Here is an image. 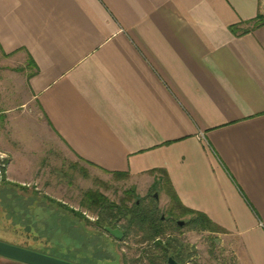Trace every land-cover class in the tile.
<instances>
[{"label": "crops", "instance_id": "crops-1", "mask_svg": "<svg viewBox=\"0 0 264 264\" xmlns=\"http://www.w3.org/2000/svg\"><path fill=\"white\" fill-rule=\"evenodd\" d=\"M257 16L264 0H0V53L27 71L43 121L0 126L5 180L38 181L46 141L101 176L162 188L230 237L238 264H264Z\"/></svg>", "mask_w": 264, "mask_h": 264}, {"label": "rangeland", "instance_id": "rangeland-1", "mask_svg": "<svg viewBox=\"0 0 264 264\" xmlns=\"http://www.w3.org/2000/svg\"><path fill=\"white\" fill-rule=\"evenodd\" d=\"M26 76L27 71L22 65L0 53L2 131H5L6 124L12 122L36 130L43 122L29 104ZM17 136L20 141L30 145L36 139L27 128L19 130ZM43 149H47L48 156L43 161V171L39 173L38 181L23 186L25 190L12 192L0 188V242L74 264H152L149 262L152 257L143 253L148 246L141 242L139 235L131 233L125 239L115 240L93 226V222L101 220L100 216L106 213L108 206L128 207L135 200L153 204L148 196L155 193L157 214L167 220L163 224L165 238L177 241L183 249H187L183 264H238L231 238L194 228L189 223L190 216L183 215L162 188H147L145 183L141 184L144 180L133 181L124 176H101L63 158L46 141ZM38 150H42V147L39 146ZM32 193L36 195L32 196ZM127 193L129 198L124 197ZM58 204L80 213L82 218L74 217ZM176 222L184 224L178 226ZM0 264L20 263L0 257Z\"/></svg>", "mask_w": 264, "mask_h": 264}, {"label": "trees", "instance_id": "trees-1", "mask_svg": "<svg viewBox=\"0 0 264 264\" xmlns=\"http://www.w3.org/2000/svg\"><path fill=\"white\" fill-rule=\"evenodd\" d=\"M263 22L264 18L257 16L248 24L251 26L250 29H253L261 26ZM230 30L235 34H237L238 32L244 34L249 31V29L239 30L238 27H231ZM0 188H7L12 192L16 189L25 190L23 186L7 182L5 180V177H3L0 181ZM31 195L34 196L36 195V193H32ZM58 206L73 214L74 217L76 216L82 218L80 213H76L75 211L66 208V206L64 205L58 204ZM179 208L181 209L183 215L190 216L189 223L197 230L217 232V229L213 227L210 221L201 214L183 209L181 207ZM100 217L101 220L97 223L100 229H102V227H104L105 225L109 226L108 222L110 221H113L115 223L123 218L125 221V223L123 224L125 235L128 236V234L134 233L135 235L140 236L141 242L146 243L148 246L143 253L147 256L152 257V260L149 259V262H151L152 264L165 260V258L168 256L173 257L177 261L183 262V257H185L183 255L186 254L187 249H183L182 245L179 242H172L171 239L165 238V227L163 226L164 223H162V221L160 220L157 211H149L139 206H134L131 209H122L115 206H108V209H106V213L101 215ZM105 222H107V224Z\"/></svg>", "mask_w": 264, "mask_h": 264}, {"label": "water", "instance_id": "water-1", "mask_svg": "<svg viewBox=\"0 0 264 264\" xmlns=\"http://www.w3.org/2000/svg\"><path fill=\"white\" fill-rule=\"evenodd\" d=\"M178 224L181 226L183 222H178ZM104 230L115 239L119 240L122 237V233L118 229L106 227ZM0 257L20 264H74L4 242H0ZM168 264L177 263L169 258Z\"/></svg>", "mask_w": 264, "mask_h": 264}, {"label": "flooded vegetation", "instance_id": "flooded-vegetation-1", "mask_svg": "<svg viewBox=\"0 0 264 264\" xmlns=\"http://www.w3.org/2000/svg\"><path fill=\"white\" fill-rule=\"evenodd\" d=\"M96 195H98V194H96ZM127 197V198H129V193H127L126 195H124V197ZM149 198L148 199H151V201L153 202V204H151L150 203V201H148L147 203H140L139 202V200H135V202L133 203V204H131L130 206H128V207H124V206H120V207H122V208H125V209H131V208H133L134 206H136V207H142V208H144V209H147V210H149V211H154V212H156L157 211V207L156 206H154V204H155V201H157V195L154 193H152V195H150V196H148ZM151 197V198H150ZM153 199V200H152ZM119 208V207H118ZM160 218V220L162 221V223H165L167 220L162 216V217H159ZM97 220H98V218H97ZM94 223V225L93 226H96V227H98V225H97V223H98V221L96 222V221H94L93 222ZM106 224H107V222H105ZM125 223V221H124V219L123 218H121L120 220H118L117 222H113V221H110V222H108V224H109V226H107V225H105L104 227H102V231H104L105 232V230H104V228H106V227H108V228H110V229H118L121 233H122V237H121V239H119V240H122V239H125L126 237H127V235H125V233H124V229H123V224ZM184 224V223H183ZM176 225H178V226H180L179 224H178V222H176ZM105 233H107V232H105ZM108 234V233H107ZM109 235V234H108ZM110 236V235H109ZM112 237V236H111ZM112 238H114V237H112ZM115 239V238H114ZM115 240H118V239H115ZM169 258H172L177 264H183V262H181V261H177L176 259H174L173 257H166L165 258V260H162V261H159L161 264H168V259ZM159 262H156L155 264H158Z\"/></svg>", "mask_w": 264, "mask_h": 264}, {"label": "built area", "instance_id": "built-area-1", "mask_svg": "<svg viewBox=\"0 0 264 264\" xmlns=\"http://www.w3.org/2000/svg\"><path fill=\"white\" fill-rule=\"evenodd\" d=\"M3 161H4V158L0 157V181L2 180L5 174V163Z\"/></svg>", "mask_w": 264, "mask_h": 264}]
</instances>
